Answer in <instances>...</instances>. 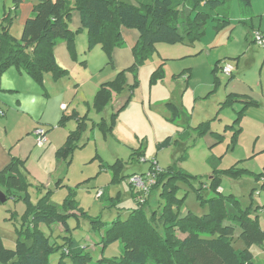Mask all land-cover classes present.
Here are the masks:
<instances>
[{
	"label": "rangeland",
	"instance_id": "rangeland-1",
	"mask_svg": "<svg viewBox=\"0 0 264 264\" xmlns=\"http://www.w3.org/2000/svg\"><path fill=\"white\" fill-rule=\"evenodd\" d=\"M36 1L0 0V22L17 4L16 16L9 28L15 40L20 39L24 10ZM187 11L186 8L185 13ZM229 11L233 31L229 35L221 33L216 41L217 46L207 48L203 54L191 59L193 74L187 86L173 69L179 68L181 60L168 59L161 63L155 49L139 65L138 85L133 87V75L124 72L122 87L118 91L111 90L108 103L97 111L93 101L100 85L115 79L120 70L107 63V56L99 43L88 49L87 31L74 27L70 21L69 27L77 31L72 46H67L70 68L57 78L50 73L44 74L43 85L25 75L33 89L20 83V89L12 92L14 94L0 91V108L3 107L6 112L5 116L0 114V140L4 142L9 139L13 143L33 128L45 130V137L49 140L43 148L35 147L29 159L24 161L22 171L32 203L48 190L49 200L62 209L65 198L69 192L72 194L75 209L74 215L67 219L69 230L65 231L60 223L50 227L40 226L50 236L51 243L62 245L69 237L85 247L93 262L101 256L119 257L122 253L121 242L114 241L102 249V231L117 219H127L136 208L128 178L123 177L145 172L152 160L162 169L175 164L178 170L193 178L194 181H177L175 194L183 198L178 210L180 216L188 211L201 216L212 210L208 202L211 198L231 196L237 199L239 207H251L252 214L259 215L260 226L264 228V211H255L257 206H264V189L255 179V174L264 167V47L245 40L247 29L238 23L237 0L230 2ZM21 13L24 20H18ZM262 15V18L255 16L254 23H260L264 29ZM210 34L214 36L208 27L204 38ZM124 45L125 41L122 46L113 47L111 54L116 49H123ZM134 45L130 49L131 54ZM236 56H240L237 67L235 60L227 58ZM217 59L223 60L220 67L224 63L234 67V78L238 80L235 86L247 83L252 87L257 95L252 100L258 105L244 107L242 101H232L222 106L229 95L224 86L228 77L218 71L220 82L217 81L215 85L211 70ZM160 65L163 76L151 82V74ZM9 69L16 68H8L1 78L6 76ZM165 71L168 72L166 78ZM130 75L132 81L128 83ZM173 77L182 80L179 89L171 81ZM160 80L165 84L157 83ZM170 89L174 91L173 101H162ZM61 102L67 106L63 113L57 109ZM174 108L178 110V116L174 115ZM241 109L239 124L233 123ZM62 114L65 117L60 123ZM113 114H116L113 128L108 130ZM7 119L9 123L5 124ZM204 122L210 123V129L199 136L194 128ZM102 123H106L104 127ZM239 127L241 131L233 139ZM68 136L72 138L69 149L62 159L57 160L55 152ZM167 137L171 138L170 143L160 147L159 144ZM135 150L143 153V161L133 155ZM214 169L222 172L217 182L221 194L205 188L201 192L202 199H199L194 187L199 182L208 186ZM230 169H234V175L224 173ZM116 170L118 172L115 173ZM99 189L103 195L96 198ZM147 195L144 209L149 214L157 209L159 197L157 191H149ZM27 209L22 199L14 200L12 196L0 202V240L4 247L14 248L18 237L26 239L25 231L31 219ZM95 219L101 220L105 226L94 228L92 220ZM239 231V227L235 226L231 241L235 249L244 248ZM251 250L252 264H264V241L252 246ZM58 256L59 253L51 254L50 262L55 264Z\"/></svg>",
	"mask_w": 264,
	"mask_h": 264
},
{
	"label": "trees",
	"instance_id": "trees-1",
	"mask_svg": "<svg viewBox=\"0 0 264 264\" xmlns=\"http://www.w3.org/2000/svg\"><path fill=\"white\" fill-rule=\"evenodd\" d=\"M231 1L135 0V3H131L126 0H37L23 23L19 40H15L9 32L16 16L15 3L14 10L7 12L0 22V78L10 67L23 71L40 85H43L46 73L54 78L61 76L65 69L56 62L53 49L58 40H64L68 48L72 46L77 31L71 29L69 24L74 11L79 15L80 28L87 31L88 49L99 43L110 65L112 48L124 43L121 29H135L139 36L132 49V64L118 71L112 81L101 84L95 95L94 107L101 111L110 99V91H118L124 84V72L133 75V87L138 85L139 65L153 54L156 44H193L201 39L209 23L213 24L216 32L225 27L229 23L228 8ZM237 2L242 17L239 22L248 27L251 38L253 28L244 19L250 15L251 0ZM185 7L189 8L187 13ZM221 62L222 60L217 61L212 70L215 85ZM162 73L159 66L151 74L150 81L155 82L162 77ZM232 101H242L244 107L258 105L250 98L229 94L222 106ZM126 103L127 100L125 105ZM174 110V115L178 116V110ZM242 112V109L237 112L233 123L239 124ZM114 116L116 114L112 115L108 130L113 128ZM64 117L62 115L60 123ZM105 124L102 123L101 126L104 127ZM194 129L199 136L205 135L210 129V123H200ZM240 131L241 127L235 130L233 139ZM71 139L68 136L65 143L57 148V160L66 155ZM170 141L171 138L167 137L159 146L166 147ZM134 154L138 158L143 155L137 150ZM23 167L24 160L11 157L0 169V190L5 198L12 196L14 200L22 199L31 216L25 240L18 237L14 248L4 247L0 240V264H52L49 256L54 253H59L55 264H252V246L264 241V228L260 226L259 215H253L251 207H239L237 199L231 196L211 198L208 202L212 210L201 216L190 211L180 216L178 210L183 198H178L175 194L177 181L194 180L173 164L165 169L161 168L156 175L150 192H158L159 204L149 214L144 209L148 195L144 196L143 202H139L137 192L128 184L136 208L127 219H117L106 226L100 240L102 249L114 241H120L122 253L119 257L101 256L93 262L85 247L77 241L66 237L67 240L62 245H56L50 242V236L40 228L41 224L50 227L54 223H60L65 231L69 230L67 219L74 215L75 209L71 192L65 198L62 209L49 200L48 190L32 203L30 194L26 191L27 180ZM150 168L149 165L148 169ZM213 172L208 186L199 182L194 187L199 199H202L201 192L205 188L221 194L217 182L222 172L216 169ZM224 173L235 174L234 169L225 170ZM133 174L123 178H129ZM255 179L260 182L261 189H264V167L255 174ZM255 211H264V206H257ZM92 223L94 228L105 226L98 219L92 220ZM235 226L240 229L239 238L244 244L242 249H235L231 243Z\"/></svg>",
	"mask_w": 264,
	"mask_h": 264
},
{
	"label": "crops",
	"instance_id": "crops-1",
	"mask_svg": "<svg viewBox=\"0 0 264 264\" xmlns=\"http://www.w3.org/2000/svg\"><path fill=\"white\" fill-rule=\"evenodd\" d=\"M126 1L131 2V3H135V0H126ZM32 5L33 4H31L30 6H28L27 9L24 10V17H23L24 19H26L27 16L30 15ZM186 8L189 9L188 7H185L184 10ZM238 9H239V5H238ZM228 11H229V8H228ZM262 14H264V2H259L258 0H251L250 15L244 19H245V21L248 22L249 25H251L253 30L257 29L264 34V31H263L264 29L262 27H260V23L258 25L256 23H254V22H256L255 16L262 18V16H263ZM22 16L23 15L21 13L20 16L18 17V20H24V19H22ZM241 19H242V17L240 15V9H239V21ZM229 21H230V11H229ZM239 21H238V23L240 25H244V24L240 23ZM71 23L76 28L81 27L80 18H79V15L76 11H74L72 13ZM212 26H213V24H210V25L208 24L206 27V30L208 27H210L214 33V36L210 34L204 38V35L206 34V30H205V33L201 37V39L194 42L193 44H174V45L167 44L169 46H166V45H164V43H158L155 45V49L157 51V56L159 58V61H161V63H163L165 60H168V59L181 60L179 62V63H181V65L178 66L179 68H173V69H174L175 74L177 73L178 76L181 75L186 86L189 84V81L191 80V77L193 74V64L191 62L192 61L191 59L195 56L198 57L199 55L203 54V52H205L207 50V48H212V47L217 46L216 41H217V39L221 33L229 35L233 31V26H230V23H228L225 27H223L222 29H220L217 32L213 29ZM244 27H246V29H247V31L245 33V40L249 39V42H251V44H252L253 41L250 38V30L248 29V27L246 25H244ZM121 32H122L123 39L125 41V45H124L125 47L123 49H116L112 53V67H116L119 70L125 69L132 64L133 56L130 53V49L134 44H136V42L138 40V36H139L137 30H135V29H128V28L123 27L121 29ZM53 51H54L55 60L58 63V65H60L64 69L70 68V66H69L71 64L70 54L67 50L66 42L64 40H58L56 45L54 46ZM207 55H208V53H207ZM239 57L240 56L227 57V58L235 60V66L237 67L238 61L240 59ZM217 61H219V59H217L215 61V63ZM222 62H223V60H222ZM215 63H214V65H215ZM85 64L87 66V63H85ZM214 65H213V68H214ZM213 68H212V70H213ZM165 69H166V67L164 68V70ZM218 71L221 72L220 69ZM167 73L168 72L165 71V77L164 78H166ZM25 75L26 74L23 71H20L17 69H15V70L9 69L6 76H3L1 78L2 83H0V85H1L2 91H6V92L9 91L10 93L17 92L20 89V86H19L20 83H22L23 85L24 84L30 85V87L33 89L34 86L29 82L28 78ZM226 76L228 77L227 81L224 84L226 92L228 91L229 94L240 95V96H243L245 98H250V99H252V97H257L256 93H254L252 91V87L250 85H248L247 83H241L238 87L235 86V83H237L235 81H238V80H236L234 78V70L232 71V74L230 76H228V75H226ZM127 79H128L127 80L128 83H131V81H132L131 75L128 76ZM170 79L176 85V88L179 89L180 86H182V80H180V79L176 80L175 77L170 78ZM217 79H218V81L220 80L218 76H217ZM80 83L84 84V82H80ZM157 83H161V85H163V84H165V81L160 80ZM34 89H36V91H37L36 87ZM12 94H14V93H12ZM173 95H174V91H172L170 89L167 92L165 99H163L162 101H164V100L173 101V99H172ZM183 97L184 96L182 95V98ZM16 102H17L16 104L18 106L19 100H17ZM62 105L65 106V104L63 102H61L59 107H57V109L59 112L61 111L63 113V111H65L67 109V106L62 107ZM13 108H15V107L13 106ZM0 111L3 112V114L5 116L6 112L3 111V107L0 108ZM18 111H20V110H18ZM7 123H9L8 119L6 120L5 124H7ZM226 126H228V125H226ZM33 129L30 132H27L25 134V136L17 138L13 143L12 142L10 143L9 139L4 140V142L0 140V169L8 163V161L10 160L11 157L19 158V159H22L24 161H26V159L27 160L29 159L30 155L33 152V149L35 147H38L35 145ZM48 141L46 143H48ZM46 143L44 144V146L46 145ZM39 148H43V146L39 147Z\"/></svg>",
	"mask_w": 264,
	"mask_h": 264
},
{
	"label": "built area",
	"instance_id": "built-area-1",
	"mask_svg": "<svg viewBox=\"0 0 264 264\" xmlns=\"http://www.w3.org/2000/svg\"><path fill=\"white\" fill-rule=\"evenodd\" d=\"M251 39L253 43H255L258 46L264 47V34L260 32L257 29L252 30L251 32ZM221 72L225 75L230 76L232 74V71L234 70V67L230 63H224L221 68ZM62 107H65L62 105ZM0 114L1 113L0 111ZM34 134V140L35 145L38 147L44 146L47 139L45 137V130L41 128H35L33 130ZM139 159H142L140 157ZM145 161V160H144ZM150 169H147L145 172L141 173H134L132 176L128 178V184L132 186L135 192H137V197L139 202L144 201V196L148 194L150 191V188L155 184L156 175L161 171V168L157 166V163L155 160L150 161ZM103 194V191L101 189L96 191V198H100Z\"/></svg>",
	"mask_w": 264,
	"mask_h": 264
},
{
	"label": "water",
	"instance_id": "water-1",
	"mask_svg": "<svg viewBox=\"0 0 264 264\" xmlns=\"http://www.w3.org/2000/svg\"><path fill=\"white\" fill-rule=\"evenodd\" d=\"M6 200L3 192L0 191V202H4Z\"/></svg>",
	"mask_w": 264,
	"mask_h": 264
}]
</instances>
